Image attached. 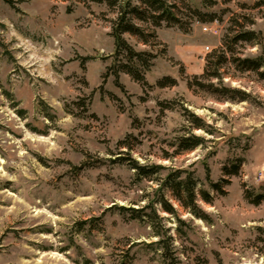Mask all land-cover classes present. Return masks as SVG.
Segmentation results:
<instances>
[{
	"label": "rangeland",
	"instance_id": "1",
	"mask_svg": "<svg viewBox=\"0 0 264 264\" xmlns=\"http://www.w3.org/2000/svg\"><path fill=\"white\" fill-rule=\"evenodd\" d=\"M11 1L0 0V264H264V202L246 198L264 188V78L235 62L264 56V7L187 0L180 25L156 29L162 45L125 35L159 56L146 86L121 73L119 87L106 77L116 15L105 4ZM244 31L255 39L236 43ZM225 44L234 52L221 79L246 101L198 86L219 82L205 68ZM191 113L209 126L193 131L206 141L177 155ZM131 161L165 170L139 179ZM233 163L239 174L226 175ZM179 169L194 172L206 220L160 191ZM162 193L176 215L145 209Z\"/></svg>",
	"mask_w": 264,
	"mask_h": 264
},
{
	"label": "trees",
	"instance_id": "2",
	"mask_svg": "<svg viewBox=\"0 0 264 264\" xmlns=\"http://www.w3.org/2000/svg\"><path fill=\"white\" fill-rule=\"evenodd\" d=\"M9 4H13L11 0H5ZM71 1V0H61ZM96 4H105L107 8L116 15V18L110 21L111 23V37L114 39L115 53L113 58L115 62L108 68L106 77L113 76L115 84L119 85V78L121 73H125L131 77V79L142 85L146 86V73L151 70L154 65V61L158 58V51H137L126 39L125 35L128 34L132 37H136L139 41L150 46L153 49L159 45L156 29L162 27L163 24L167 26L180 25L181 20L179 18L180 5L186 6L187 0H81ZM206 2V1H205ZM208 2V1H207ZM256 6L264 7V0H255ZM67 12H72L71 8L67 9ZM195 14L200 15L198 12ZM136 22L142 23L145 27L138 25ZM256 37V33L253 31L240 32L235 36V42H252ZM221 55H210L207 60L205 68V77H211V79H218V83L209 82L208 85L198 83V86L206 87L211 93L216 94L223 99L230 101H246L249 96L242 91L232 89L223 84L221 79L220 70L225 63L228 62L226 56L227 52L232 53L234 50L224 45ZM237 65L244 71H256L264 78V56H260L256 59H237L235 61ZM171 81L174 84L175 81L165 79L159 82V85L166 87ZM198 82V81H197ZM192 130L189 136H182L178 139L177 155L186 152H192L197 148L204 145L206 139L202 136L195 135V130H208L209 126L206 125L201 118L194 114H190ZM128 140V139H127ZM128 141H122L119 143L123 148L126 147ZM131 168L135 170L136 176L139 179L156 180L165 167L161 165H141L137 161H131ZM240 171V163H233L231 167H225L226 175L237 176ZM194 172L185 169H179L171 171L162 181L160 191L165 188L172 192L173 197L181 204L183 208L188 210L192 215L197 218L206 220L207 216L202 211L197 203V186L198 182L194 176ZM210 180V178H207ZM213 188L219 192H223V189L218 183H211ZM262 191H246V198L255 205H260L264 202V188ZM202 199L206 203H212V197L207 191L201 190ZM155 204L160 205L163 212L170 215H176L177 212L173 205L165 199V195L160 194L157 201L147 205L145 209H152L156 213ZM122 210H126L122 208ZM137 218V217H136ZM160 244L161 242H157Z\"/></svg>",
	"mask_w": 264,
	"mask_h": 264
}]
</instances>
